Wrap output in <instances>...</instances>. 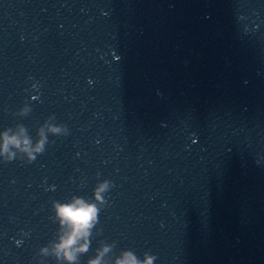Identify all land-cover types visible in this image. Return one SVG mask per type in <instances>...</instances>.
<instances>
[{"label":"water","instance_id":"95a60500","mask_svg":"<svg viewBox=\"0 0 264 264\" xmlns=\"http://www.w3.org/2000/svg\"><path fill=\"white\" fill-rule=\"evenodd\" d=\"M195 264H264V0H183Z\"/></svg>","mask_w":264,"mask_h":264},{"label":"clouds","instance_id":"9594fccd","mask_svg":"<svg viewBox=\"0 0 264 264\" xmlns=\"http://www.w3.org/2000/svg\"><path fill=\"white\" fill-rule=\"evenodd\" d=\"M106 14V13H105ZM23 39V37H21ZM119 59V57H115ZM91 83V80H89ZM32 89H39V83H33ZM38 94L31 97L37 100ZM5 111H8L5 109ZM32 112V103L27 98L11 114L15 117H24ZM35 132L22 122L11 126L0 127V164L12 161H21L24 164H32L37 158L46 152L49 145L55 140L50 137H67L71 134L69 126L57 119L55 113L48 114L42 121H37L33 126ZM99 143V141H97ZM80 155L79 152L76 153ZM101 173H96V180L90 195L72 194L66 199H52L50 201V219L56 225L53 238L41 245L35 264H49V259L55 264H81V255L88 253L92 245V237L102 228L100 225V213L111 204L112 189L115 182L108 178H101ZM15 183V181H12ZM86 180L81 179V185ZM55 184L45 186V191L54 190ZM22 236L27 233L21 232ZM17 247L23 243L22 239H15ZM115 242L100 241L95 248V254L89 256L85 264H155L158 257L153 252H145L143 259L139 258L130 249H123L118 255L112 253ZM2 264V262H0Z\"/></svg>","mask_w":264,"mask_h":264}]
</instances>
